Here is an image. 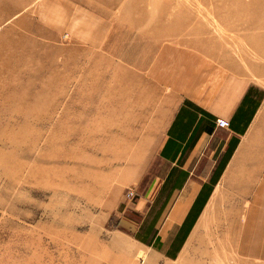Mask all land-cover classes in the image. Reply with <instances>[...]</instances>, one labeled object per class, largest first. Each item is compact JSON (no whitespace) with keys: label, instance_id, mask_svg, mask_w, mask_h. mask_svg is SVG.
Listing matches in <instances>:
<instances>
[{"label":"rangeland","instance_id":"374dc122","mask_svg":"<svg viewBox=\"0 0 264 264\" xmlns=\"http://www.w3.org/2000/svg\"><path fill=\"white\" fill-rule=\"evenodd\" d=\"M189 54L260 67L259 104L264 0H0V264H235L216 244L228 219L171 245L169 189L152 185L155 94Z\"/></svg>","mask_w":264,"mask_h":264},{"label":"crops","instance_id":"0c3cea01","mask_svg":"<svg viewBox=\"0 0 264 264\" xmlns=\"http://www.w3.org/2000/svg\"><path fill=\"white\" fill-rule=\"evenodd\" d=\"M247 61L231 54L227 69L219 61L196 54L175 58L173 71L167 76L168 86L154 93L162 129L155 136L156 142L153 134L144 139L153 141L148 153L163 164L162 174L152 185L169 189L168 226L175 223V228L180 227L203 185L210 184L224 163L188 236L196 226L200 228L201 221L228 219V223L220 224L224 235L229 236L228 244L227 240L216 244L228 246L235 264H264V95L249 114L242 133L232 125L249 87H259L253 76L261 75L262 70L249 67ZM134 106L141 108V103ZM216 119L227 120L229 126H218ZM144 151L141 143L133 150L134 181L142 174ZM204 161H210L209 168H203ZM221 204L229 205V210H221ZM211 205L220 210L211 213Z\"/></svg>","mask_w":264,"mask_h":264},{"label":"trees","instance_id":"16d2710c","mask_svg":"<svg viewBox=\"0 0 264 264\" xmlns=\"http://www.w3.org/2000/svg\"><path fill=\"white\" fill-rule=\"evenodd\" d=\"M250 90H251V87H249V89L247 90V92L243 96L241 104L238 106V108L236 109V111L232 117L233 128L238 133H242L244 131L245 126L247 125V123L249 121V114H251V112L253 110H255V108L258 105L257 101H255L254 99L249 97ZM234 121H235V123H234ZM232 148H230L229 152H227V154L225 155V159L229 156V153L231 152ZM223 166H224V163L219 166L220 169L223 168ZM220 169L215 172L213 178H211V180H210L209 185L208 184L203 185V188L201 189V192L199 193L195 202L191 206L189 213L187 214V216L185 217V219L181 223L180 227L178 228V230H177L178 232L176 233L177 235L175 234L176 237L174 238V241L172 242L171 245L174 244L176 246V248H178L180 246V244L183 242V240L186 237V235L188 234L191 226L193 225V222L195 221L199 211L203 207L204 202H205L208 194L210 193V191L212 189L211 184H214L216 182V180H217V178L221 172Z\"/></svg>","mask_w":264,"mask_h":264},{"label":"built area","instance_id":"2783aa9c","mask_svg":"<svg viewBox=\"0 0 264 264\" xmlns=\"http://www.w3.org/2000/svg\"><path fill=\"white\" fill-rule=\"evenodd\" d=\"M216 124L220 127H228L229 126V122L225 119H216ZM129 194L132 195V192H130Z\"/></svg>","mask_w":264,"mask_h":264}]
</instances>
